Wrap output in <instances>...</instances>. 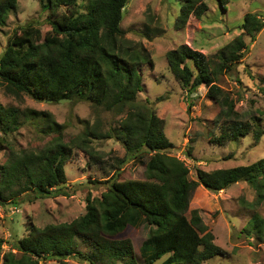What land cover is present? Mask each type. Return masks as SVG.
<instances>
[{"label":"trees","instance_id":"obj_1","mask_svg":"<svg viewBox=\"0 0 264 264\" xmlns=\"http://www.w3.org/2000/svg\"><path fill=\"white\" fill-rule=\"evenodd\" d=\"M38 1L48 13L51 29L43 35L38 26L29 24L15 31L0 57L2 83L12 93L25 92L39 101H88L114 111L122 120L119 126L104 132L88 124L80 135L65 142L61 133L64 126L48 118V129L58 136L37 154L10 158L2 167L3 188L35 198L67 194L65 165L73 149L88 152L97 160L92 141L102 138L120 140L126 149L121 162L145 164V178L107 180L102 196H89L86 212L71 222L44 227L30 224L28 234L11 248L21 255L8 251L3 264H40L47 260L68 264L70 257L97 264L77 249L78 238L91 243L102 257L124 260H110L109 264H156L161 259L159 264H204L225 254L214 242V234L208 231L200 212L189 211L188 188L199 184L217 192L237 182H247L257 191L259 203L264 199V158L211 171L197 168L196 181L183 178L187 164L167 153L174 144L166 135L165 120L148 102L138 99L144 88L142 67L151 62V57L145 46L128 39L121 27L129 0H85L88 5L83 11L79 10V0ZM219 1L226 5L230 0ZM17 7L18 0H0V27L6 25L9 14ZM61 7L74 11L64 12ZM207 9L205 0H182L175 26L183 28L191 15L201 18ZM241 26L255 39L264 28V20L247 13ZM247 47L239 35L213 57L187 44L166 54L170 72L189 95L205 84L208 97L220 106L222 123L215 138L222 144L249 135L258 144L264 135L262 117H244L237 111L236 101L217 84L221 75L236 70ZM192 61L194 67L190 65ZM16 115V109L0 105L1 131L9 133L18 127ZM14 186L19 189L12 191ZM169 188L176 189L174 197ZM0 199L8 198L0 191ZM259 221L257 217L251 225L261 233ZM142 225L150 231L140 248L139 262L133 241L119 235L128 227ZM3 243L0 238V250Z\"/></svg>","mask_w":264,"mask_h":264},{"label":"rangeland","instance_id":"obj_2","mask_svg":"<svg viewBox=\"0 0 264 264\" xmlns=\"http://www.w3.org/2000/svg\"><path fill=\"white\" fill-rule=\"evenodd\" d=\"M205 1L208 4L205 14L201 18L191 15L183 28L175 26L182 0H129L121 23L126 37L142 43L151 57V62L142 67L144 88L138 99L148 102L165 120L166 135L174 144L167 153L186 162L187 173L183 178L188 181H196L197 168L211 171L251 164L264 158V135L258 144L252 135L241 137L237 142L219 143L215 137L220 134L221 108L208 97V87L202 84L189 95L168 68L167 52L182 44L213 57L227 43L243 36L248 45L243 59L235 71L221 75L217 84L236 101V109L244 117L261 116L264 129V28L252 39L241 26L247 13L264 20V0H230L226 5L219 0ZM78 5L83 11L88 1L79 0ZM61 10L74 11L66 7ZM29 24L38 26L43 35L51 29L48 13L42 10L38 0H18L17 9L9 14L6 25L0 27V57L15 31ZM190 65L194 67L193 61ZM0 105L16 109L18 121V127L12 132L4 133L0 129V191L8 198L0 199V238L4 239L0 264L8 251L21 255L11 248L16 240L28 234L30 224L44 227L50 223L71 222L86 212L89 196H102L107 190V180L145 178V164L131 160L121 162L126 149L120 140L102 138L92 141L97 160L88 152L73 149L65 165L67 194L35 198L27 193L20 194L19 186H14L12 191L17 192L11 193L3 188L2 167L12 157L39 153L58 136L48 129V118L64 126L62 138L69 142L88 124L104 132L119 126L122 116L88 101L49 103L25 92L15 94L1 79ZM169 191L174 197L176 189L169 188ZM188 192L189 211L197 209L200 212L208 231L214 234V242L225 251L204 264H264V199L258 203L256 190L247 182H237L217 192L195 184ZM15 194L18 196L13 201ZM257 217L263 227L261 233L251 225ZM149 231L148 226L142 225L128 227L119 235L133 241L139 262H142L140 248ZM77 246L97 264H109L113 260L105 255L102 257L91 243L80 238ZM113 261L124 262L122 259ZM67 262L89 264L76 257H70ZM40 264L61 263L47 260Z\"/></svg>","mask_w":264,"mask_h":264},{"label":"water","instance_id":"obj_3","mask_svg":"<svg viewBox=\"0 0 264 264\" xmlns=\"http://www.w3.org/2000/svg\"><path fill=\"white\" fill-rule=\"evenodd\" d=\"M71 99H68V98H65V99H60V102H65V101H70ZM45 101H47V102H49V103H53L54 102V100H50V99H47V100H45Z\"/></svg>","mask_w":264,"mask_h":264}]
</instances>
